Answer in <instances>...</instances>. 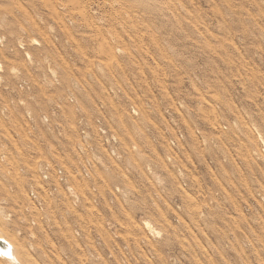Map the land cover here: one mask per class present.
Segmentation results:
<instances>
[{"label":"rangeland","instance_id":"374dc122","mask_svg":"<svg viewBox=\"0 0 264 264\" xmlns=\"http://www.w3.org/2000/svg\"><path fill=\"white\" fill-rule=\"evenodd\" d=\"M143 3L0 0L18 264H264V0Z\"/></svg>","mask_w":264,"mask_h":264},{"label":"bare ground","instance_id":"6f19581e","mask_svg":"<svg viewBox=\"0 0 264 264\" xmlns=\"http://www.w3.org/2000/svg\"><path fill=\"white\" fill-rule=\"evenodd\" d=\"M67 2H68V0H66ZM144 1V3L145 4H147V6H149V1L150 0H143ZM152 1V0H151ZM143 3V4H144ZM227 14V13H226ZM168 44V43H167ZM1 63H0V71H1ZM51 72H52V70H51ZM54 72V71H53ZM55 74V73H54ZM1 79V78H0ZM29 111V110H28ZM29 113V112H28ZM28 115H30V114H28ZM44 122V121H43ZM262 137V136H261ZM263 138V137H262ZM263 141H264V139H263ZM47 177V176H46ZM73 193V192H72ZM74 195V194H73ZM3 211V210H2ZM1 213H3V212H1ZM144 226L146 227V229H147V231L152 235V236H154V237H160V236H162L161 235V232H160V230L159 229H157L156 227H154V226H152L153 225V223L151 224V222H150V220L149 221H147V220H145L144 221ZM13 246V245H12ZM13 248H14V246H13ZM16 254H17V252H16V249L14 248V255H13V260H11V262H12V264L14 263V264H18V262H19V260H17L18 258H16L17 256H16ZM20 257V256H19ZM5 258V257H4ZM22 258V257H21ZM6 259V258H5ZM20 259V258H19ZM15 260V261H14ZM23 260V259H22ZM14 261V262H13ZM24 262V261H23ZM11 264V263H10Z\"/></svg>","mask_w":264,"mask_h":264},{"label":"water","instance_id":"95a60500","mask_svg":"<svg viewBox=\"0 0 264 264\" xmlns=\"http://www.w3.org/2000/svg\"><path fill=\"white\" fill-rule=\"evenodd\" d=\"M13 255V246L5 239L2 232H0V257H5L8 262H11V260H13Z\"/></svg>","mask_w":264,"mask_h":264},{"label":"built area","instance_id":"2783aa9c","mask_svg":"<svg viewBox=\"0 0 264 264\" xmlns=\"http://www.w3.org/2000/svg\"><path fill=\"white\" fill-rule=\"evenodd\" d=\"M103 134H104L105 137H107V141H108V142H110V143L115 142V141L113 140V137H110V136L107 134L106 131H103Z\"/></svg>","mask_w":264,"mask_h":264}]
</instances>
